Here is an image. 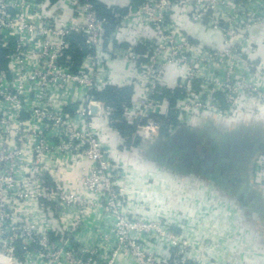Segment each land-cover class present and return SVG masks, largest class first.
<instances>
[{
	"label": "built area",
	"instance_id": "1",
	"mask_svg": "<svg viewBox=\"0 0 264 264\" xmlns=\"http://www.w3.org/2000/svg\"><path fill=\"white\" fill-rule=\"evenodd\" d=\"M96 1L109 16L100 15L92 0H0V260L22 249L32 264H49L46 259L57 255L44 253L61 242L50 240V226L40 225L36 238L10 236L12 199L33 200L39 213L50 211L43 201L52 200L66 204L69 214L87 201L89 217L81 222L101 224L109 212L106 199L122 194L125 151L136 149V182L145 184L140 161L150 159L143 148L151 155L175 148L167 142L176 135L180 151L193 143L198 155L199 126L206 119L246 113L264 119V0ZM107 87L132 89L119 118L117 107L93 95ZM166 90L172 105L157 96ZM121 119L134 126L130 135L116 128ZM135 136L139 143L127 147ZM104 169L103 182L94 183L90 174ZM253 177L264 180V148L254 158ZM201 182L188 174L179 180L178 196L181 209L208 230L201 239L211 245L210 254L202 260H231L242 252L264 264V236L246 224L255 218L245 198L206 197ZM222 229L225 236L216 234ZM57 230L64 235L63 226ZM84 241L78 236L67 242L71 264H94L96 253L81 248ZM108 257L101 260L110 264Z\"/></svg>",
	"mask_w": 264,
	"mask_h": 264
},
{
	"label": "rangeland",
	"instance_id": "2",
	"mask_svg": "<svg viewBox=\"0 0 264 264\" xmlns=\"http://www.w3.org/2000/svg\"><path fill=\"white\" fill-rule=\"evenodd\" d=\"M158 137H163V134L159 133ZM177 137L176 135L173 136L175 142L178 141ZM159 138L157 141H160ZM129 140L131 143L127 147L136 146L141 138L135 136ZM141 152L143 157L148 156L150 159V161L148 158L145 161H140L139 173L142 178L146 179L142 180L146 183L138 184L139 182H136V149L125 151L124 164H121L122 177H118L122 179L120 181L122 194L117 198L112 196L106 199L109 212H104V222L101 224L99 222L92 224L90 220L86 221L89 225L81 222V220L89 217V213L84 212V210H88L89 202L87 201L76 206L79 209L78 212L71 211L69 214V211L67 212L63 208L66 204L58 205L52 200L43 199L45 201H43L44 208L49 206L50 211L46 210L39 213L33 211L31 207L33 200L18 198L12 199L10 202V208L13 212L9 213L7 222H11L15 229L9 230V235L36 238L37 236L33 235H39L40 232H43L41 227L50 226V230L45 231L50 240L58 239L61 242L59 246L54 247V250L50 249L49 253H44L47 256L57 255L56 258L48 257L46 259H51L49 264L73 263L72 257L67 255L69 251L67 242H72V239L78 236H80V240H85L83 244L87 245L81 248L86 249L90 246V249L96 253L94 264H109L107 260H101L103 257L106 258V255L109 256L110 264H261L256 263L257 261H254L251 256L249 260L248 256L242 252L231 254V260L215 261L210 259L203 261L202 258L210 254L211 245L202 242L201 233L205 234L208 230H205V224L203 228H199L196 224L198 221L192 220V217L181 209V197L178 196V194L180 195V170L175 169L172 173L171 167L162 165L159 156L164 151L160 148H157L155 153L153 152L154 157L149 153V149L143 148ZM164 162L166 163V161ZM153 164H156L155 172L151 170V174L154 176L150 175L152 178H149L148 175L151 166H154ZM148 165L150 166L148 167ZM95 166L97 170L102 169L100 164ZM144 166H146V170L142 171ZM103 173L106 174L105 169L102 173L100 171L91 173L90 179L94 183H98L102 181ZM168 175H174L173 177L177 182L174 183L177 185L176 190H171L170 183L172 181L166 180ZM173 177L171 178L173 179ZM50 183L55 185L52 181ZM148 184H152V186L148 188ZM154 186L156 187L154 188ZM46 192L51 193L53 191L48 190ZM170 197H173L176 202L168 203L167 199ZM75 221L77 223L73 225L72 223ZM171 223H174V228H172ZM28 225H37L38 228H28ZM57 226H63V236L58 235L60 231L57 230ZM67 227L69 228L66 229ZM209 228L211 229V227ZM4 232V229H0V233ZM215 232L225 236L223 234L226 231L222 229L221 231L215 230ZM27 233H31V235L27 236ZM244 233H241L242 236ZM237 237L236 240L241 243L239 245L244 246L242 237L239 235ZM79 247L78 245L77 248ZM21 250L5 259L1 258L0 264H32L31 260L28 261L24 258ZM228 254H230L229 251H226V255L222 252L224 258H227Z\"/></svg>",
	"mask_w": 264,
	"mask_h": 264
},
{
	"label": "crops",
	"instance_id": "3",
	"mask_svg": "<svg viewBox=\"0 0 264 264\" xmlns=\"http://www.w3.org/2000/svg\"><path fill=\"white\" fill-rule=\"evenodd\" d=\"M261 116V113H246L230 120L206 119L199 126L201 145L197 147L198 158L206 157L200 167L205 173L196 172L197 164L190 162V154L183 151L178 155L179 160L175 157L170 168L172 173L175 169L180 170V179L191 174L202 180L200 187L203 186L206 197L222 198L225 193H230L245 198L248 213L255 218L254 222L248 220L246 224L257 226L258 236H264V180L254 181L253 171L254 158L264 148V119ZM192 121L197 125L200 123L196 118ZM217 172L223 176L218 177ZM205 207L210 210L209 206Z\"/></svg>",
	"mask_w": 264,
	"mask_h": 264
},
{
	"label": "trees",
	"instance_id": "4",
	"mask_svg": "<svg viewBox=\"0 0 264 264\" xmlns=\"http://www.w3.org/2000/svg\"><path fill=\"white\" fill-rule=\"evenodd\" d=\"M92 2L95 5V8L98 10L100 15H107L109 16L108 10L105 9L103 5L99 1L92 0ZM111 16V15H110ZM132 93L131 87H125L122 89H115L113 87H107L101 92H94L93 95L97 98L102 99L105 101V103L117 107L118 111L114 114L116 118H119L121 116V109H120V104L123 102L129 103L130 96ZM171 91L166 90L164 91L161 95H157L158 98H163L167 97L169 100V104H173V98L170 97ZM173 121H175L174 118H172ZM116 128L123 134V135H130L134 130V126L128 124L124 119H121L120 122L115 123ZM131 142L130 140L126 141V144L129 145Z\"/></svg>",
	"mask_w": 264,
	"mask_h": 264
},
{
	"label": "water",
	"instance_id": "5",
	"mask_svg": "<svg viewBox=\"0 0 264 264\" xmlns=\"http://www.w3.org/2000/svg\"><path fill=\"white\" fill-rule=\"evenodd\" d=\"M168 141L169 142H167V143H170V145L174 146L175 148H170V149L166 148L164 150V153L160 154L159 157H161L160 160H161L162 165L167 166V167H171L175 163V157H178V155L180 154V146H179L180 144L178 145L177 142H175L174 139H172V138L168 139ZM193 145L194 144L191 143L190 145L187 146V148L183 147L182 150H183V152H185V153L187 152L190 154L189 155L190 162L197 164V165L195 164L197 166L195 168V170H196V172L200 173V172H203L202 168H200V167H202L204 165L206 157L204 156V158H201V159L198 158L195 150L191 148V147H193ZM189 146H191V147H189ZM178 160H179V157H178ZM164 161H166V163ZM203 173H205V172H203ZM203 173H201V174H203ZM217 175H218V177L223 176V174L218 173V172H217Z\"/></svg>",
	"mask_w": 264,
	"mask_h": 264
}]
</instances>
